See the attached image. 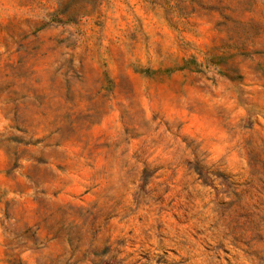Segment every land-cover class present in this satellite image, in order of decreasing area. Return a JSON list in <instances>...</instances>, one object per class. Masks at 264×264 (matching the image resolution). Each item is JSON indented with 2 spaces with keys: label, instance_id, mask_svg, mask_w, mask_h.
<instances>
[{
  "label": "clouds",
  "instance_id": "9594fccd",
  "mask_svg": "<svg viewBox=\"0 0 264 264\" xmlns=\"http://www.w3.org/2000/svg\"><path fill=\"white\" fill-rule=\"evenodd\" d=\"M199 3L129 40L112 0H0V264H264V0Z\"/></svg>",
  "mask_w": 264,
  "mask_h": 264
},
{
  "label": "rangeland",
  "instance_id": "374dc122",
  "mask_svg": "<svg viewBox=\"0 0 264 264\" xmlns=\"http://www.w3.org/2000/svg\"><path fill=\"white\" fill-rule=\"evenodd\" d=\"M112 2L122 5V9H118L117 11H122L123 15L119 16V25L120 31L123 35L127 32V39L135 40L136 39V28L139 26L140 29H152L154 30L156 27H160V32L155 33L156 39H160L161 37H167L168 33L172 31V26L169 24V18H174L177 21H184L191 25H196L199 21L200 17L197 16V8L201 7L199 0H143L145 4L148 5V8L145 9L143 7H133V0H112ZM139 3V0H137ZM127 21V23H126ZM231 21V17L227 15H222L219 20L216 21L215 24L211 25L213 30L223 31L224 27L227 26ZM116 24L115 19H109L105 21V31H108L111 34V31L114 29ZM187 35V33H186ZM215 37L208 41L209 45H214ZM107 43V42H106ZM221 48H228V44H220ZM235 51V50H233ZM232 55H221L218 58L213 60V63L217 67H223L228 61L232 60ZM192 62L196 63V59L192 58ZM218 75L227 76L226 72H219ZM259 123V122H257ZM252 127L251 122L248 125ZM7 195H17L16 192H8ZM256 206L253 205L252 209L243 214L240 219L244 220L248 227L254 231V235L251 238V241H255L257 245L264 243V235H261L258 232H255V224L260 222L258 220L259 213L254 212ZM173 219H176L173 216ZM197 231V235H199V230ZM195 238V237H193ZM235 239V238H234ZM251 241H245V249L243 250V255L245 257L249 255H258L259 249H252ZM220 252L223 253L224 264H232V260L229 257L232 253L229 251L227 247H224L223 244H218L216 246ZM235 247V245H234ZM208 250V249H206ZM172 254L175 255V251L171 250ZM167 252H161L159 254V259L157 260V264H167L165 257L167 256ZM147 258V257H145ZM217 259H220L217 256ZM233 259H238V257H233Z\"/></svg>",
  "mask_w": 264,
  "mask_h": 264
}]
</instances>
